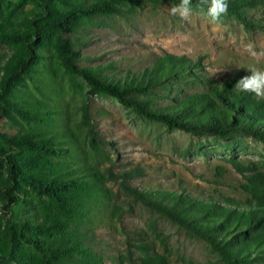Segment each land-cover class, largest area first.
<instances>
[{
	"label": "trees",
	"instance_id": "obj_1",
	"mask_svg": "<svg viewBox=\"0 0 264 264\" xmlns=\"http://www.w3.org/2000/svg\"><path fill=\"white\" fill-rule=\"evenodd\" d=\"M32 1L40 8L36 19L25 16L21 23L0 20V48L14 47L6 57L0 51V116L13 122H19V117L27 125L16 134L0 132V194L14 206L28 207L37 217L29 223H10L0 238V260L101 264L92 249L77 238L76 231L69 229L73 224L77 227L91 210L107 206L114 194L106 182L120 179L133 200L203 239L223 264H264V170L257 165L230 160L245 180L240 184L247 195L244 203L231 198H202L184 189L137 188L128 180L143 174V169L134 167L114 174L111 170L103 172L90 161L101 155L102 141L88 120L86 107H82L83 135L78 141L68 120L46 114L43 101L33 99L31 92L26 91V98L19 97L18 92L26 79L33 78L34 66L46 60L43 52L49 46L73 85L72 77L78 76L88 92L112 96L130 105L138 116L162 123L168 131L182 129L224 139L247 136L264 145V99L238 91L235 84L242 77L223 81L207 77L202 60L186 55H158L141 71L118 77L106 73L111 64L80 66L79 59L84 57L62 34L77 30L97 15H125L142 0ZM3 2L0 0V15ZM227 2L228 13L222 18L235 19L246 30L264 31V17L247 13L248 9L264 7V0ZM192 5L197 6L198 0H192ZM16 6L22 8V4ZM52 32L58 38L44 43L43 38ZM44 64L50 79L52 67ZM162 100L167 102L161 104ZM82 143L87 144L90 154ZM25 194L34 198L22 197ZM133 247L139 255L135 258L128 252V264H168V257L154 252L149 242Z\"/></svg>",
	"mask_w": 264,
	"mask_h": 264
},
{
	"label": "rangeland",
	"instance_id": "obj_2",
	"mask_svg": "<svg viewBox=\"0 0 264 264\" xmlns=\"http://www.w3.org/2000/svg\"><path fill=\"white\" fill-rule=\"evenodd\" d=\"M143 3L125 15H97L90 18L73 32L63 33L75 43L84 59L79 65L95 66L111 64L106 73L115 77L125 73L141 71L158 55L172 53L200 58L207 77L223 81L233 76L250 75L249 68L264 69V59L257 63L245 52V46L253 44L258 52H264V31L246 30L232 18H221L210 22L206 12L192 5L188 20L170 14V8L180 0H142ZM22 4V8L17 7ZM2 18L12 23H21L25 16L36 19L40 8L32 0H4L1 5ZM128 9V6H125ZM249 16L264 17V7L248 9ZM57 33L47 34L43 41L52 42ZM14 47L0 48L6 57ZM46 57L34 66L33 78L20 86L19 97L31 92L33 99H40L48 115L63 116L77 135H83L80 124L82 107H86L89 122L95 126L102 141V153L96 157V166L104 171L120 173L134 167L144 173L128 180L131 186L145 189H184L191 195L221 201L231 198L244 203L247 195L240 184L245 180L232 166L230 160L237 159L244 165H257L264 170V145L247 136H232L229 139L214 135L194 134L182 129L166 130L155 120L140 117L130 105L116 98L88 92L87 85L78 76L72 77L62 70L52 47H45ZM40 59V58H39ZM45 62L52 67L47 77ZM167 100L160 101L161 104ZM13 122L0 116V132L16 134L21 126L27 127L18 117ZM82 147L88 154L87 144ZM114 194L107 206L89 212L76 227L82 244L90 247L101 259V264H128L125 256L139 253L133 247L140 242H149L156 253L168 257V264H223L201 238L192 236L183 228L165 217H159L151 209L141 205L125 192L120 179L106 182ZM12 195H17L13 192ZM25 198L33 199L32 194ZM10 211V212H9ZM12 212V213H11ZM37 217L26 206H14L0 194V238L10 223L32 221ZM74 234V233H73ZM0 264H19L0 260Z\"/></svg>",
	"mask_w": 264,
	"mask_h": 264
},
{
	"label": "clouds",
	"instance_id": "obj_3",
	"mask_svg": "<svg viewBox=\"0 0 264 264\" xmlns=\"http://www.w3.org/2000/svg\"><path fill=\"white\" fill-rule=\"evenodd\" d=\"M198 7L206 8V15L210 22H218L228 13L227 0H198ZM170 14L188 20L192 15V0H180L178 5L170 8ZM245 52L257 63L264 59V52H258L254 45L249 43L245 46ZM250 75L240 78L235 88L240 92L253 93L257 98L264 99V69L251 67Z\"/></svg>",
	"mask_w": 264,
	"mask_h": 264
}]
</instances>
